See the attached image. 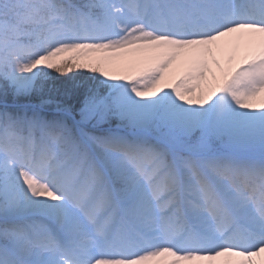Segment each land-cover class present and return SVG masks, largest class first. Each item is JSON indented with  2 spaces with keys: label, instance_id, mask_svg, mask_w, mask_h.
Returning a JSON list of instances; mask_svg holds the SVG:
<instances>
[{
  "label": "snow or ice",
  "instance_id": "1",
  "mask_svg": "<svg viewBox=\"0 0 264 264\" xmlns=\"http://www.w3.org/2000/svg\"><path fill=\"white\" fill-rule=\"evenodd\" d=\"M261 254L264 0H0V264Z\"/></svg>",
  "mask_w": 264,
  "mask_h": 264
},
{
  "label": "trees",
  "instance_id": "2",
  "mask_svg": "<svg viewBox=\"0 0 264 264\" xmlns=\"http://www.w3.org/2000/svg\"><path fill=\"white\" fill-rule=\"evenodd\" d=\"M74 71H76V70L74 69ZM69 75H71V74H69ZM63 82H64L63 79L62 80L55 79V83L57 84V86H59ZM45 98H50V99H53V100L58 99V97H57L55 92H51V93L46 92L45 93ZM34 102H38V99L34 98ZM46 107L49 108V109H54L55 105L54 104L53 105H47Z\"/></svg>",
  "mask_w": 264,
  "mask_h": 264
},
{
  "label": "bare ground",
  "instance_id": "3",
  "mask_svg": "<svg viewBox=\"0 0 264 264\" xmlns=\"http://www.w3.org/2000/svg\"><path fill=\"white\" fill-rule=\"evenodd\" d=\"M235 63H238V60L235 61L234 64H235ZM255 259H256L258 262H260V261H264V254H261L260 256L255 257Z\"/></svg>",
  "mask_w": 264,
  "mask_h": 264
},
{
  "label": "rangeland",
  "instance_id": "4",
  "mask_svg": "<svg viewBox=\"0 0 264 264\" xmlns=\"http://www.w3.org/2000/svg\"><path fill=\"white\" fill-rule=\"evenodd\" d=\"M80 71H85V70H80ZM53 76L55 77V79H60V80L63 79V77H60L59 74L53 73Z\"/></svg>",
  "mask_w": 264,
  "mask_h": 264
}]
</instances>
